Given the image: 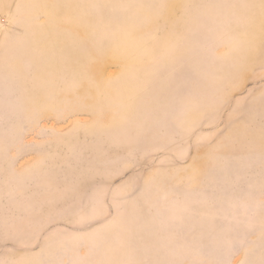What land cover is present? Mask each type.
<instances>
[{"label": "rangeland", "instance_id": "obj_1", "mask_svg": "<svg viewBox=\"0 0 264 264\" xmlns=\"http://www.w3.org/2000/svg\"><path fill=\"white\" fill-rule=\"evenodd\" d=\"M263 98L264 0H0V264H264Z\"/></svg>", "mask_w": 264, "mask_h": 264}, {"label": "crops", "instance_id": "obj_2", "mask_svg": "<svg viewBox=\"0 0 264 264\" xmlns=\"http://www.w3.org/2000/svg\"><path fill=\"white\" fill-rule=\"evenodd\" d=\"M262 52V49L261 48H258V49H254L253 50V54L251 55L252 57L248 60V62L250 63L251 67H256L257 65H260L262 63V59L260 57V53ZM248 65V67L250 66ZM241 68L239 69V72H240ZM260 96L258 98L261 97V93H259ZM262 104L264 105V98L263 99H259L257 101L254 100L253 104Z\"/></svg>", "mask_w": 264, "mask_h": 264}]
</instances>
